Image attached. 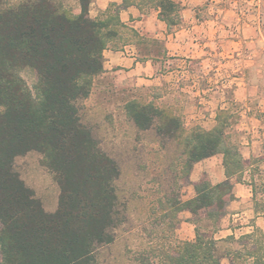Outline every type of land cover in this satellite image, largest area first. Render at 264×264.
I'll use <instances>...</instances> for the list:
<instances>
[{
  "label": "trees",
  "instance_id": "trees-1",
  "mask_svg": "<svg viewBox=\"0 0 264 264\" xmlns=\"http://www.w3.org/2000/svg\"><path fill=\"white\" fill-rule=\"evenodd\" d=\"M76 1L79 14L63 9L57 0H26L0 9V244L5 264H96L97 248L116 239L115 182L120 168L82 126L78 103L90 96L96 80L105 74L106 50L147 40L122 23L121 7L112 5L92 18L95 0ZM123 6L142 12L156 8L170 31L182 20V7L173 0H124ZM26 67L43 74L32 89L21 76ZM127 109L142 131L157 124L154 128L162 134L161 121L169 120L166 135L178 140L182 151L169 166L171 186L157 191L147 211L150 224L162 229L159 242L139 252L135 263L223 264L227 259L229 264H264L260 229L239 239L215 238L235 199L232 180L246 182L245 174L257 172L252 167L264 161L246 159L242 143L231 140L229 116L223 118L226 111H220L212 130L196 127L187 132L181 118L156 106L154 99L146 103L133 99ZM33 150L44 154V163L62 189L54 215L44 212L13 172L15 158ZM217 155L223 156L227 180L213 185L204 175L192 183L194 166ZM249 184L258 211L252 177ZM186 186L195 190L189 200L183 199ZM185 212L196 227L194 241L176 239Z\"/></svg>",
  "mask_w": 264,
  "mask_h": 264
},
{
  "label": "rangeland",
  "instance_id": "rangeland-1",
  "mask_svg": "<svg viewBox=\"0 0 264 264\" xmlns=\"http://www.w3.org/2000/svg\"><path fill=\"white\" fill-rule=\"evenodd\" d=\"M23 1L26 0H0V9L8 4L17 6ZM205 1L199 7L202 10L199 15L203 21L213 22V31L208 32V36L216 38V44L203 49L189 46L191 55L196 50L195 55L203 50L202 54L208 58L205 61L183 54L180 57L178 64L185 67L191 78L183 83L186 91L138 87L126 74L106 70L96 80L90 96L78 103L82 126L90 132L101 151L114 158L120 168L115 182L118 196L116 239L110 245L97 248L96 264H138L134 259L139 252L156 246L157 235L162 229L150 224L147 211L157 199V191H166L171 186L173 173L169 166L182 153L178 140L166 135L171 126L169 120L161 121L162 134L154 128L157 124L142 131L129 114V101L138 99L146 103L154 99L156 106L179 116L187 132L196 127L212 130L217 125L220 111H226L223 118L229 116L231 140L259 141L258 148L264 158V0ZM57 2L63 9L80 13L76 0ZM90 10L92 18L101 13L94 6ZM181 16H184L183 11ZM184 24L182 19L179 25ZM159 46L164 47V44ZM21 76L32 89L43 74L37 68L26 67ZM192 79H196L197 84L191 89L194 86ZM212 87L214 89L210 90ZM249 151V147L242 145L247 159L251 157ZM44 159V154L36 150L19 155L14 160L13 172L44 212L54 215L60 207L62 189L55 172ZM261 167H264L262 162L257 163L252 167L257 172L245 174L247 182L251 177L254 181L260 205L264 201V170H259ZM182 193L183 199L189 200L195 195L194 187L186 186ZM189 214L180 215V228L176 232V239L180 241H183L180 229L188 221ZM225 247L223 245L222 251ZM0 264H5L1 244Z\"/></svg>",
  "mask_w": 264,
  "mask_h": 264
},
{
  "label": "crops",
  "instance_id": "crops-1",
  "mask_svg": "<svg viewBox=\"0 0 264 264\" xmlns=\"http://www.w3.org/2000/svg\"><path fill=\"white\" fill-rule=\"evenodd\" d=\"M173 1L182 7L184 12L182 19L185 24L178 25L171 31L168 29L167 24L159 19V10L156 8H150L142 12L136 6L124 8V0L94 1L92 6L98 12H104L112 5L121 7L120 20L122 23L136 30L140 37L147 40V43L132 42L119 49L106 50L104 52L105 70L126 74L135 81L138 87H168L169 90L186 91L183 88V83L191 78L188 77L185 67L178 64L181 61L180 57L183 54L188 58H199L201 61L207 60L208 58L202 54L203 50L198 55H195L198 50L191 55L192 51L189 46L194 45L195 48L199 46L202 47L201 49L207 46L211 47L216 44L214 41L216 38L208 36V32L213 31V22L203 21L199 15V13H202L199 7L204 5L205 0ZM150 42L159 45L164 44V47L152 46ZM192 82L194 86L192 85L191 89L196 87L197 84L196 79H192ZM213 89V87L210 88V90ZM201 92H204V90ZM242 145L249 147L250 159L263 157L261 150L258 148L259 141L242 142ZM218 156L196 164L191 173L192 182H199L204 174L209 175L213 185L226 181L223 156ZM262 165H264V161ZM260 170L263 171L264 167H261ZM246 174L249 175L251 172L248 171ZM232 182L234 184L235 199L228 205L227 213L221 221L220 230L215 234L217 240H225L231 236L239 239L254 232L255 229L264 232V201L261 205L259 204L258 209L260 210L257 211L253 187L249 184L251 181L240 183L233 179ZM191 217V214H189L188 221L181 226L180 233L183 241H194L196 238V227L189 221ZM223 264H229V261L224 259Z\"/></svg>",
  "mask_w": 264,
  "mask_h": 264
}]
</instances>
